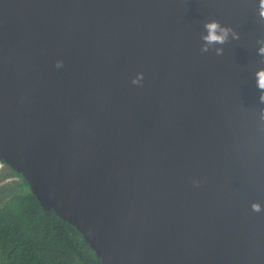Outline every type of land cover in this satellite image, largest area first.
<instances>
[{
	"label": "water",
	"instance_id": "water-1",
	"mask_svg": "<svg viewBox=\"0 0 264 264\" xmlns=\"http://www.w3.org/2000/svg\"><path fill=\"white\" fill-rule=\"evenodd\" d=\"M262 46L264 0H0V160L99 264H264Z\"/></svg>",
	"mask_w": 264,
	"mask_h": 264
},
{
	"label": "trees",
	"instance_id": "trees-1",
	"mask_svg": "<svg viewBox=\"0 0 264 264\" xmlns=\"http://www.w3.org/2000/svg\"><path fill=\"white\" fill-rule=\"evenodd\" d=\"M10 170L21 182L0 205V264H99L81 233L42 209L25 178Z\"/></svg>",
	"mask_w": 264,
	"mask_h": 264
},
{
	"label": "clouds",
	"instance_id": "clouds-1",
	"mask_svg": "<svg viewBox=\"0 0 264 264\" xmlns=\"http://www.w3.org/2000/svg\"><path fill=\"white\" fill-rule=\"evenodd\" d=\"M209 30V35L205 37V39H208L210 41H218L221 44L228 41L230 38L232 40H238L239 34L235 32L233 29L221 25L218 21L212 20L207 22L204 25ZM202 51L207 52L209 51L208 46L204 45L202 47ZM216 55H222L223 54V48H216L215 50ZM261 54H264V46H262L259 49ZM63 66L62 61H57L56 67L61 68ZM143 79V74L140 73L137 75V78L133 79L134 84H138ZM261 86L264 87V75H262L261 78ZM262 100H264V97H262ZM254 209L259 210V205H254Z\"/></svg>",
	"mask_w": 264,
	"mask_h": 264
},
{
	"label": "rangeland",
	"instance_id": "rangeland-1",
	"mask_svg": "<svg viewBox=\"0 0 264 264\" xmlns=\"http://www.w3.org/2000/svg\"><path fill=\"white\" fill-rule=\"evenodd\" d=\"M21 179L15 173H12L8 165L0 163V205L2 202L13 193L17 183Z\"/></svg>",
	"mask_w": 264,
	"mask_h": 264
}]
</instances>
